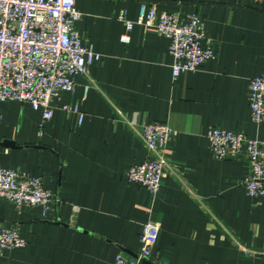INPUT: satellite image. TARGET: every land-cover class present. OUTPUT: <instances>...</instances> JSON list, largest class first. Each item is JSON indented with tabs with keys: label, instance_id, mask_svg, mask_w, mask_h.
<instances>
[{
	"label": "crops",
	"instance_id": "obj_1",
	"mask_svg": "<svg viewBox=\"0 0 264 264\" xmlns=\"http://www.w3.org/2000/svg\"><path fill=\"white\" fill-rule=\"evenodd\" d=\"M142 6L158 15L198 14L216 59L174 78L170 42L137 23ZM83 46L102 58L53 102L43 122L28 104H0V168L40 178L60 201L51 211L0 205V228L27 247L0 264H115L141 250L143 226H159L157 264H264V197L251 198L242 155L215 158L209 131L264 141L253 121L251 81L264 76V0H77ZM128 34L130 43L121 37ZM78 108L67 114L62 108ZM173 130L158 195L129 183L151 158L142 127Z\"/></svg>",
	"mask_w": 264,
	"mask_h": 264
},
{
	"label": "built area",
	"instance_id": "obj_2",
	"mask_svg": "<svg viewBox=\"0 0 264 264\" xmlns=\"http://www.w3.org/2000/svg\"><path fill=\"white\" fill-rule=\"evenodd\" d=\"M76 5L77 0H0V104H28L41 112L43 122H47L54 115L53 102L62 94L73 92L76 78L85 75L90 66L101 60L99 54L83 46L76 28L82 14ZM119 20L126 24L127 32L140 25L169 40L174 78L195 73L216 59L213 44L206 35L205 20L198 14L158 15L154 7L142 6L137 23L126 20L124 12ZM121 42L130 43L129 35H123ZM249 102L253 121L263 124L264 76L251 81ZM62 110L78 115L82 122L78 108L64 106ZM173 135V130L165 123L142 127L141 140L151 158L129 169L126 175L129 183L149 190L153 196L158 195L167 163L166 147ZM208 136L216 159L242 155L247 159L249 172L243 182L247 194L251 198L264 197V141L219 128H212ZM2 202L49 212L60 201L45 188L40 178L0 168V205ZM158 237L159 226L148 222L140 235L138 255L130 259L119 254L115 264H157L153 252ZM27 245L17 229L0 228V256L7 250Z\"/></svg>",
	"mask_w": 264,
	"mask_h": 264
},
{
	"label": "water",
	"instance_id": "obj_3",
	"mask_svg": "<svg viewBox=\"0 0 264 264\" xmlns=\"http://www.w3.org/2000/svg\"><path fill=\"white\" fill-rule=\"evenodd\" d=\"M146 264H153V263H151V262H147Z\"/></svg>",
	"mask_w": 264,
	"mask_h": 264
}]
</instances>
